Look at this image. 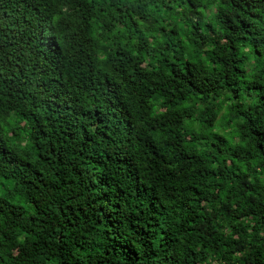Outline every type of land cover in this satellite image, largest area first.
I'll list each match as a JSON object with an SVG mask.
<instances>
[{"label":"trees","instance_id":"trees-1","mask_svg":"<svg viewBox=\"0 0 264 264\" xmlns=\"http://www.w3.org/2000/svg\"><path fill=\"white\" fill-rule=\"evenodd\" d=\"M0 264H264V0H0Z\"/></svg>","mask_w":264,"mask_h":264}]
</instances>
